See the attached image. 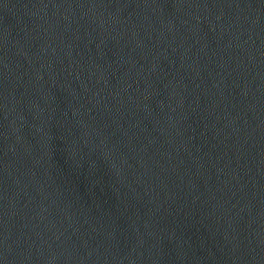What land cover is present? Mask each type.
I'll use <instances>...</instances> for the list:
<instances>
[{
    "label": "water",
    "instance_id": "water-1",
    "mask_svg": "<svg viewBox=\"0 0 264 264\" xmlns=\"http://www.w3.org/2000/svg\"><path fill=\"white\" fill-rule=\"evenodd\" d=\"M0 264H264V0H0Z\"/></svg>",
    "mask_w": 264,
    "mask_h": 264
}]
</instances>
